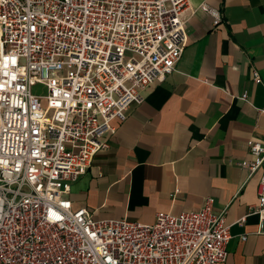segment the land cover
Wrapping results in <instances>:
<instances>
[{"label":"built area","instance_id":"built-area-1","mask_svg":"<svg viewBox=\"0 0 264 264\" xmlns=\"http://www.w3.org/2000/svg\"><path fill=\"white\" fill-rule=\"evenodd\" d=\"M190 5L0 0V264L227 260L231 225L225 210L215 213L214 197L200 209L160 211L154 223L95 218L68 197L108 146L113 121L175 71L188 44L183 11ZM200 8L221 21L220 12ZM38 85L45 92L35 93ZM247 144L252 157L239 165L252 177L264 166V143ZM258 189L252 212L264 223V172Z\"/></svg>","mask_w":264,"mask_h":264},{"label":"crops","instance_id":"crops-1","mask_svg":"<svg viewBox=\"0 0 264 264\" xmlns=\"http://www.w3.org/2000/svg\"><path fill=\"white\" fill-rule=\"evenodd\" d=\"M183 18L188 44L175 71L113 121L108 146L68 197L95 218L142 223L214 197L232 234L220 264H264V223L252 212L264 166L248 177L239 165L252 157L248 139L264 143V0H191Z\"/></svg>","mask_w":264,"mask_h":264},{"label":"rangeland","instance_id":"rangeland-1","mask_svg":"<svg viewBox=\"0 0 264 264\" xmlns=\"http://www.w3.org/2000/svg\"><path fill=\"white\" fill-rule=\"evenodd\" d=\"M33 91L35 93H38V92L43 93V92H45L41 85H38V86L34 87Z\"/></svg>","mask_w":264,"mask_h":264}]
</instances>
